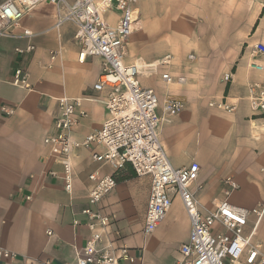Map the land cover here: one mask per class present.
<instances>
[{
  "label": "crops",
  "instance_id": "obj_1",
  "mask_svg": "<svg viewBox=\"0 0 264 264\" xmlns=\"http://www.w3.org/2000/svg\"><path fill=\"white\" fill-rule=\"evenodd\" d=\"M236 2L136 0V20L123 58L125 64L139 65L140 82L158 97V113L165 100L184 101L183 109L160 125L159 140L174 167L193 161L199 164L195 185L202 184L203 188L196 194L201 206L209 209L223 198L222 180L226 176L239 185L229 198L232 204L249 210L264 205V112L251 111L247 95L252 82H264V69L253 67V62L264 66V56L252 58L250 52L253 43L264 45V0H251L258 6L246 16L237 15L236 8L232 10ZM209 7L212 11L206 10ZM54 16L55 6L41 2L23 13L17 27L0 36V246L16 253L0 264H75L89 236L86 217L81 213L93 184L88 175L93 171L112 173L108 164L91 158L103 147H78L70 159L73 183L67 192L57 155L44 142L58 114L59 97L81 100L76 113L82 111L85 116L75 114L78 120L70 131L73 140H84L107 117L104 101L108 89H93L102 72L100 58L78 61L75 25L66 22L54 27ZM104 17L110 24L118 18L113 9ZM197 23L204 25L197 28ZM23 30L30 35H22ZM225 38L227 45L223 47ZM240 43L247 44L248 50L242 52ZM29 44L34 49L23 51ZM169 53V65L156 67L149 75L147 67ZM17 71L27 74L24 86L11 82ZM163 73L181 76L186 83L168 85L161 80ZM225 73L231 74L229 82L221 80ZM220 98L235 110L208 106V100ZM8 106L15 110L5 116L1 109ZM115 177V188L99 204L101 212L110 216V223L98 245L129 247L139 259L126 264H173L190 230L179 198L173 199L157 229L144 235L150 179L136 177L128 163ZM250 190L260 192L254 203L243 198ZM237 193L239 202L231 199ZM28 195L31 199L26 200ZM173 205L184 221L181 236L168 225ZM254 221L255 215L250 214L244 233L254 227L252 240L260 244L264 254V212Z\"/></svg>",
  "mask_w": 264,
  "mask_h": 264
},
{
  "label": "built area",
  "instance_id": "obj_2",
  "mask_svg": "<svg viewBox=\"0 0 264 264\" xmlns=\"http://www.w3.org/2000/svg\"><path fill=\"white\" fill-rule=\"evenodd\" d=\"M41 2L55 6L54 27L69 22L75 25L74 37L79 46L78 61L88 57L101 60L102 72L93 85L95 91L108 89L104 101L106 119L101 126L77 141L71 137V130L77 123L76 113L80 105L79 98H57L58 114L52 122V131L45 136L44 142L51 146L62 166L61 178L64 190H72L73 170L70 163L74 149L98 145L102 152H93V161L108 164L112 173L99 175L96 171L88 175L93 181L87 194V203L81 213L86 217L85 225L89 236L84 241L82 250L77 254L75 264H126L138 261L125 246L114 247L98 245L110 216L99 209L100 202L115 188L116 174L125 164H130L136 177L148 176L150 179L149 197L145 207L142 232L149 235L162 222L173 199L178 197L185 210L190 230L188 238L179 246L180 257L173 264H264V254L257 241L252 240L253 230L244 233L247 218L255 215V221L262 216L264 205L246 209L229 201L239 185L229 176L223 182V198L214 203L212 209L201 206L197 192L203 188L198 182L199 164L195 161L184 167H174L169 162L165 149L159 140V128L184 107L180 98H170L160 105L156 93L142 85L139 80L140 68L135 63L125 64V44L131 35L134 17L133 5L136 0H3L0 2V36L6 35L11 27H17L19 19ZM113 9L117 21L110 24L104 13ZM29 36L28 30L23 34ZM252 58L264 56V45L253 43ZM34 46L29 44L23 51L30 52ZM17 52H23L16 49ZM55 54V53H54ZM53 54V56H54ZM172 56L163 55L156 65L148 66L151 75L159 66H168ZM258 71L264 69L261 63L253 62ZM26 73L15 72L11 82L24 86ZM224 82L231 80V74L221 77ZM166 84H185L183 77H173L169 73L161 74ZM249 108L253 112H264V82H252L247 88ZM208 106L227 112L235 110L225 99L210 100ZM2 114L9 116L14 107H2ZM52 175L54 173H51ZM31 199L28 195L25 197ZM255 226V225H254ZM49 233V232H48ZM15 252L0 246V261L14 258ZM44 264H50L45 261ZM68 264V263H65Z\"/></svg>",
  "mask_w": 264,
  "mask_h": 264
},
{
  "label": "rangeland",
  "instance_id": "obj_3",
  "mask_svg": "<svg viewBox=\"0 0 264 264\" xmlns=\"http://www.w3.org/2000/svg\"><path fill=\"white\" fill-rule=\"evenodd\" d=\"M1 1H3V0H0V2ZM251 0H237V4L236 5H233L232 6V10L234 9V8H236V10H237V15H241V16H246V15H248L249 14V12H251V9H253V12H255L256 11V8H257V4L256 3H253V4H251V2H250ZM224 7L225 6H223L222 8H223V10H224ZM226 8V7H225ZM209 9V11L211 10L212 11V7H209V8H206V10H208ZM188 24V23H187ZM186 24H184V26H185ZM202 25H204L203 23H197L196 24V26H197V28H200ZM196 28V29H197ZM228 39L227 38H225V39H223V47H225L226 45H227V43H226V41H227ZM191 41V40H190ZM247 46V44H245V43H240L239 44V47H241V50H242V52L243 51H247L248 50V48L246 47ZM241 52V53H242ZM250 52H252V48L250 49ZM170 55H172L171 53H169ZM169 54H166V55H169ZM191 54L192 53H189L187 56H191ZM191 58V57H190ZM172 60V59H171ZM222 80V79H221ZM210 100H208V102H209ZM202 190L200 189L198 192L200 193ZM238 195V193L237 194H235L231 199L232 200H235L236 202L238 201H240L241 199H239V198H237V200H236V196ZM259 195H260V192L258 191V190H250L248 193H246V195L244 194V196H243V198L245 199V198H247V200L249 201V202H251V203H254V201H256V199L259 197ZM171 219H170V222L168 223V225L169 226H171V227H174V229H175V234L176 235H178V236H181V235H183L184 234V232H185V226H184V221H183V219H182V217H181V215H180V210H178V208L175 206V205H173V208H171ZM254 215V214H253Z\"/></svg>",
  "mask_w": 264,
  "mask_h": 264
},
{
  "label": "bare ground",
  "instance_id": "obj_4",
  "mask_svg": "<svg viewBox=\"0 0 264 264\" xmlns=\"http://www.w3.org/2000/svg\"><path fill=\"white\" fill-rule=\"evenodd\" d=\"M158 63V62H157ZM143 65V64H142ZM139 66V65H138ZM140 68V67H139ZM147 71V70H146ZM140 72H141V70H140Z\"/></svg>",
  "mask_w": 264,
  "mask_h": 264
}]
</instances>
